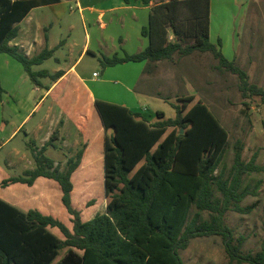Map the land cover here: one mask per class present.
I'll use <instances>...</instances> for the list:
<instances>
[{
  "label": "trees",
  "instance_id": "obj_1",
  "mask_svg": "<svg viewBox=\"0 0 264 264\" xmlns=\"http://www.w3.org/2000/svg\"><path fill=\"white\" fill-rule=\"evenodd\" d=\"M61 1L0 0V54L20 62L35 85H41V78L57 80L63 75L34 70L53 57L55 49L45 48L30 58L11 42L33 9ZM142 2L152 4L149 25L142 29L148 46L133 54L104 56L102 67L211 53L219 71L238 76L244 98L260 97L264 103V88L251 83L247 71L224 55L221 40L211 42V0ZM195 100V95L179 98L181 104L174 105L176 118L165 120V113L158 111L160 119L155 122L143 109L95 100L110 131L105 135L104 170L109 201L105 213L88 221L72 204V177L82 164L85 148L61 169L46 153L60 139L59 130L43 147L31 145L35 168L5 178L1 185L32 187L41 177L57 182L73 229L52 215L38 209L24 211L0 197V264H185L181 252L194 239L211 236L222 238L231 261L264 264V238L261 251L245 253L246 237L236 238L226 222L229 211L254 210L255 205L242 203L256 195L261 181L252 188L245 185V177L263 172L264 167L257 163V153L245 161V143L237 140L229 174L219 172L230 133L204 101ZM52 228L59 229L64 239ZM64 250L65 256L56 262Z\"/></svg>",
  "mask_w": 264,
  "mask_h": 264
},
{
  "label": "rangeland",
  "instance_id": "obj_2",
  "mask_svg": "<svg viewBox=\"0 0 264 264\" xmlns=\"http://www.w3.org/2000/svg\"><path fill=\"white\" fill-rule=\"evenodd\" d=\"M211 4V42L217 44L218 40H221L224 55L229 60L236 59L237 64L247 71L249 81L264 88V0H211ZM70 5L76 11L73 17L76 28L70 36V41L76 42L77 47L72 53L69 52L70 59L65 65L68 66L79 59V54L86 43L87 34H90L94 52L86 54L79 62V70L83 71L85 76L90 79L93 72H97L99 80H103L105 68L101 66V59L104 56L111 57L116 52L121 54L123 52H120L118 43L106 41L105 34L109 35V31L105 33V30H101L99 26L91 25L90 20L85 21L84 25L76 3L70 1ZM57 13L58 9L51 6L36 8L31 15L33 21L23 22L21 29L25 30L30 27V23L35 26L41 21L47 27V31H50L49 29L53 26L52 33L47 34L51 44L69 39L57 24ZM65 23H60V26ZM113 31L112 33H114ZM46 33L42 31L43 35ZM179 60L180 58L176 57L173 62H179ZM189 60L177 63L175 68L172 67L176 76L171 82L166 83L162 73L168 74V64L170 67L172 64L168 63L169 60L160 62L161 65L154 75L156 80L152 82V85L158 88L166 85L168 88L162 89L161 97L148 99L134 98V95L126 91L127 80L123 78L121 67H117L118 69H114L117 71L112 72L107 78L108 81L103 84V89L108 94L103 99L118 104L128 103L130 107L145 109L148 118L152 117L153 120H159L157 112L163 111L166 120L176 118L177 112L174 105L181 104L179 98L195 95V101H204L230 133L229 145L225 149L219 172L223 171L226 175L229 174L234 159L233 148L237 140H242L245 143L244 160L249 161L257 153V163L264 167V103L262 99L260 97L244 98L238 87V76L219 71L216 68L217 61L211 53L196 59L192 57ZM54 66L55 61L51 59L42 68L52 69ZM4 69L6 68H0V125L3 114L6 119L10 120V123L5 131L0 130V143L12 131L14 121L17 122V120H12L13 116L10 113V108L13 109L12 106H9L12 99H9V102L6 100L4 105L1 104L2 94L5 96L15 81L14 75L5 74ZM24 81L23 79L19 81L17 88L21 90L23 96H27L32 90V84L31 81H27V84ZM132 93L135 94L134 91ZM57 95L59 98L55 100ZM75 103H77V112L74 116H70V97L63 94L60 87L53 96L47 99L32 122L26 125V129L40 122L46 109L53 104L56 111L53 112L52 119H56V122H49L45 127L44 136H47L48 133L52 134L55 130L60 131V137L64 135L62 140L55 141L57 149L50 146L47 151L56 164L64 169L69 158L75 156L80 149L85 148L86 150L90 145L92 146L84 167L80 168L72 177L74 184L73 207L81 212L84 221H88L98 213H105L109 201L104 177V144L105 135L106 133L110 134V131L105 129L95 104L88 102L82 92L78 94L77 99L72 100L73 106ZM19 104L23 113L30 108L23 100ZM66 120L67 124H65ZM44 136L43 134L37 136L38 146L44 144ZM31 139L27 138L26 131L22 130L12 143L6 144L0 151V197L8 201V197L14 195L29 200L35 193H45L48 195L47 197L44 199L34 197L35 200L31 201L33 205L28 202L26 208L40 206L45 213L61 220L72 230V216L62 202V190L57 182L46 178L42 179L46 181L40 182V179L32 189L27 187L26 190L21 184L11 188H3L1 185L3 179L20 176L26 169L35 168L34 154L31 144L28 143ZM14 151L19 152V155H14ZM14 162H17L15 167L7 166ZM259 181H261V185L256 195L248 196L242 203L243 207L255 205L254 210L249 214L229 211L226 216V222L234 230L236 238L246 237L243 246L245 253L261 251L264 238V171L245 177V185L252 188ZM18 207L24 209L23 206ZM204 217L208 218V214L204 213ZM51 230L58 237L64 239L59 229L52 228ZM65 254L66 250L62 251L56 262L61 260ZM181 255L185 264H239L230 260L222 238L218 236L194 239L188 249L181 252Z\"/></svg>",
  "mask_w": 264,
  "mask_h": 264
},
{
  "label": "crops",
  "instance_id": "obj_3",
  "mask_svg": "<svg viewBox=\"0 0 264 264\" xmlns=\"http://www.w3.org/2000/svg\"><path fill=\"white\" fill-rule=\"evenodd\" d=\"M70 1L71 2L74 1L76 3L77 9L79 11L81 19L83 20L84 25L86 24L85 21L90 20L91 25L94 24V26L96 25L99 26L101 30H105V33L109 31V35L105 34L107 38L106 41L109 40L113 43H118L120 52H123L122 54L118 52H116L115 54H119V55L121 54L120 56H124L126 53L129 54L137 53L144 50L149 44L148 38L142 35V29L143 27L149 25L152 4H144L142 0H129L128 2H126L125 0H63L60 3L47 5L58 9V13L56 17L57 24H59L60 29L63 30L68 35L69 39L61 40L60 42L51 44L49 35L53 31V26H51V28L49 29L50 31H47V27H45V25H43V23L40 21L35 26H32V24L30 23V27L26 28L25 30L21 29L18 38L12 41L11 45L19 46L20 49L23 51V53L30 58L38 55L45 48L55 49L53 57L46 60L43 64L35 66L34 70L35 71L48 70L50 74H57L60 72L63 75L57 80H53L51 77L41 78L40 79L41 85H35L30 79L29 75L26 73L24 67L20 62H18L16 59L12 58L8 54H0V68L1 69L6 68L3 70L4 73L7 75L9 74L14 75L15 77V81L9 87V91L6 93V95L4 96L2 94L1 104L4 105L6 100L9 102V99H12V102L9 103V106L13 107V109L10 108V113L11 116H13L12 120L13 121L17 120V122L14 121L15 124L10 134L5 139H2L1 141L2 143H0V151L4 148L6 144L12 143L18 137V135L22 130L26 131L27 138L29 137L30 139L32 138L31 141L28 143L34 147L41 148L50 140L52 134L56 130L52 134L48 133L47 136H44V133H45V127H47L49 122L51 123L53 121L56 122V119L55 120L52 119V114L53 112L56 111L54 108L55 106L53 104L46 109L40 122L31 125L29 129H26L27 127L26 125L32 122L35 115L42 108V106L47 101V99L53 96L60 87L62 88L63 94H66L67 97H70L71 100L70 114H69L70 116H74L77 112L76 110L77 103H75V105L73 106L72 100L77 99L78 94H80V92H82L83 96L88 100V102L93 104H95L96 99L110 103H115L113 101H109L108 99H103L106 98L104 96L106 95L108 96L107 91L103 89V84H105L108 81L107 78L112 72L115 73L114 71H117L114 70V69H118L117 67H121L120 69H122L121 73L123 75V78L127 80L126 91L134 95V98L148 99L154 97H161L160 95L162 89L168 88L166 85H164V87L162 88H158L157 86L152 85V82L156 80L154 78V75L156 74L157 69L161 65L160 62L163 61L157 63H150L147 61L128 62L124 64H118L115 66L106 67L103 71V76H105L103 80H99V74L97 72H93V76L91 79L86 77L85 73L79 70L78 64L86 56V54L90 52H94L92 50V37L90 36V34H87L86 43L79 54V59L75 63H72L68 66L65 65L67 63V60L70 59L69 52L72 53L74 50H76L77 47L76 42L70 41V36L72 35L73 31L76 28L75 24L73 23L74 21L73 17L75 16L74 14L76 13V11H74L72 6L70 5ZM68 8H69V12H68ZM211 9H212V4H211ZM33 10L30 12L28 17L23 22L33 21L31 19ZM62 22H66V23L60 26V23ZM42 31H45L47 33L43 35ZM112 31L114 33H112ZM210 35H212V24H211ZM98 42L100 44V41ZM206 54L207 53L196 52L192 55L180 58L179 62L169 61L168 63H171L172 66L170 67V64H168L169 65V69L167 70L168 74H166V72L162 73L163 78L165 79L164 80L165 83L171 82L172 79L175 78L176 72L173 68L177 67L178 64L190 61L189 59L192 57H195L196 59ZM51 59L55 61L54 68L52 69L42 68L44 64ZM95 73H97L98 76H94ZM22 79L25 80L24 82L26 84L27 81L28 82L31 81L32 84V90L30 93L27 94V96H23L21 94V90H18L17 88L18 87L17 83ZM133 91L135 94L132 93ZM115 95L117 94L115 93ZM35 97L36 100H34ZM58 98L59 97L57 95L55 100H58ZM21 100H23L25 103H27V105L30 106L28 110H25V113H23L22 108L19 107L20 105L19 103L21 102ZM119 105H124L134 111L139 110L137 107L136 108L130 107L128 103H119ZM143 110L146 111L145 109ZM67 120L65 121V124L68 123ZM149 120L150 122L156 121L153 120L152 117L151 118L149 117ZM9 123L10 120L6 119V117H4L3 114L0 130L5 131ZM41 134H43L44 136L43 139L44 144L38 146L37 136ZM63 138L64 135H62V137H60L59 140H62ZM54 144L55 146L52 147H54V149H57L58 146L56 145V143ZM91 147L92 146L90 145L85 150L84 158L79 169L80 168L82 169L84 167L85 162L88 160V155L90 153ZM14 153H15L14 155H19V152L14 151ZM11 164L12 165L8 164L7 166L9 168H13L15 167V164H17V162ZM29 169H34V168H29ZM42 179L44 178L41 177L38 180H40V182L46 181ZM38 180L35 182V184L32 187H29L24 184L21 185H24L23 186L24 190L28 189L27 187L32 189L36 185ZM19 184L20 183L14 184L7 188L15 187L16 185ZM47 196L48 195L45 193L41 194L38 192L35 193V195H32L31 199L27 200L24 199L23 197H16L12 195L8 197V202L17 207L23 206L24 208L23 210L25 211H28L30 209H38L42 213L47 214L40 206H36V207L31 206L29 208H26L28 202L30 205H33L32 204L33 202L31 201L35 200L34 197L35 198L42 197L44 199Z\"/></svg>",
  "mask_w": 264,
  "mask_h": 264
},
{
  "label": "built area",
  "instance_id": "obj_4",
  "mask_svg": "<svg viewBox=\"0 0 264 264\" xmlns=\"http://www.w3.org/2000/svg\"><path fill=\"white\" fill-rule=\"evenodd\" d=\"M94 76H98V74H97V73H95V74H94Z\"/></svg>",
  "mask_w": 264,
  "mask_h": 264
},
{
  "label": "water",
  "instance_id": "obj_5",
  "mask_svg": "<svg viewBox=\"0 0 264 264\" xmlns=\"http://www.w3.org/2000/svg\"><path fill=\"white\" fill-rule=\"evenodd\" d=\"M99 114H100V113H99ZM100 117H101V115H100ZM101 119H102V118H101ZM183 131H184V130L182 129V133H183Z\"/></svg>",
  "mask_w": 264,
  "mask_h": 264
}]
</instances>
